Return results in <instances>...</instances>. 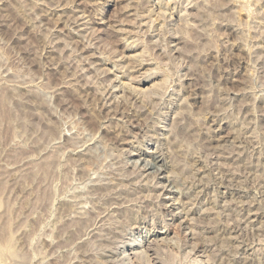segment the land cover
<instances>
[{
    "label": "rangeland",
    "instance_id": "374dc122",
    "mask_svg": "<svg viewBox=\"0 0 264 264\" xmlns=\"http://www.w3.org/2000/svg\"><path fill=\"white\" fill-rule=\"evenodd\" d=\"M0 264H264V0H0Z\"/></svg>",
    "mask_w": 264,
    "mask_h": 264
},
{
    "label": "bare ground",
    "instance_id": "6f19581e",
    "mask_svg": "<svg viewBox=\"0 0 264 264\" xmlns=\"http://www.w3.org/2000/svg\"><path fill=\"white\" fill-rule=\"evenodd\" d=\"M106 107V106H105ZM148 248V247H147ZM146 253V252H145ZM147 256H149V255H147Z\"/></svg>",
    "mask_w": 264,
    "mask_h": 264
}]
</instances>
